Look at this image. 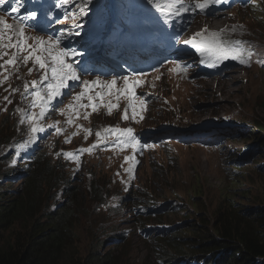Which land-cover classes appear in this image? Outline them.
Instances as JSON below:
<instances>
[{
  "label": "rangeland",
  "instance_id": "rangeland-1",
  "mask_svg": "<svg viewBox=\"0 0 264 264\" xmlns=\"http://www.w3.org/2000/svg\"><path fill=\"white\" fill-rule=\"evenodd\" d=\"M29 1L4 0L3 3H0V16L8 19L9 23L14 22L13 17L27 16L28 7H30ZM37 1L40 2V0ZM109 1L111 7L104 13H98L94 9L88 11V14H92V16H84L77 20L82 24V28L76 30L80 32L79 36L65 35L63 38L64 46L75 48L83 53V56L77 58L79 60L77 68L87 69L81 74L83 80H94L96 79L92 77L94 75L101 77L99 73H94L92 70L98 69L100 66L103 67L104 64L108 65V71H113L108 74L103 73L104 76L101 79H111L108 77L111 74L127 76L132 70L131 68L126 69L127 65L124 63V66H120L118 64L119 57L115 55L117 52L122 54L126 48L125 43L140 41L139 38L132 35L129 23L126 21V14L130 9L128 6L118 8L117 5L115 7L113 4L115 0ZM189 1L184 0V5L187 6ZM141 2L157 10L150 0H141ZM260 2L263 4L262 8L256 5L247 9L229 10L232 12L226 16L201 17L190 29H202L207 26V23L209 25L213 23L215 27L222 25L221 28L231 32L233 26L236 25L237 34L246 29L243 34L253 41L256 50L264 51V0ZM58 3L59 0L56 1L53 10L59 9L61 13L52 15L53 11H49V14L47 11L48 19L45 20L47 26L45 24L37 26L38 20L29 19L26 24H31V26L27 27L26 34L29 36L39 35L47 39L48 36H57L53 32L59 35L69 29L72 20L65 19V8L58 7ZM13 8H19V12H13ZM73 8L76 6L74 5ZM44 13L43 10H40L39 17L44 19ZM186 15L192 17L193 12L189 9V11L180 14L179 21H182V24L185 23ZM135 17H137V22L143 24H148L150 21L139 16L138 13ZM213 17L219 19L218 25L211 20ZM100 18L101 23H105V26L96 30ZM121 21H123L122 24ZM225 21L227 24L223 25ZM57 22L62 23H58L53 28V32L49 31L48 25L52 26ZM118 24H120L122 32L115 31L117 33L115 36H119V38L114 41L111 39V33L114 26ZM101 45L105 50H102ZM106 49L109 50V53H106ZM4 59H8V57ZM168 64L171 63L162 66ZM88 65L96 67L90 68ZM191 65L203 67L201 61ZM19 68L18 73H14L7 83L0 86V137L5 133V130H11L10 134H13L12 147L14 145V148L5 158L9 163L8 167L26 162L21 160L20 156L10 158L20 155L22 148L18 144L25 143L30 136L28 125L20 123L21 114L15 110L18 107L28 109V101L23 100L21 96L24 91L23 83L38 78L34 72L32 75H27L22 64L19 65ZM116 69H120L122 74ZM147 71L148 68L145 65L144 70L137 73H146ZM168 72L169 69L161 70L155 72L154 75H146L144 79L148 84H153L155 89L157 87L167 88L165 91L167 99L175 96L171 102L167 101L169 105L166 104V115L171 116L178 107H181L183 111L181 120L171 121L169 118L160 120L158 106L162 101L151 91L143 90L141 86L136 89V92L146 103L144 109H140L138 105L135 119L129 118L125 120L126 122L122 120L123 117L110 119L106 115L107 109L100 107L98 112H91L90 108L87 109L86 111L91 112L87 120L81 117L75 120L72 125H68L67 117L61 115L60 112L61 109H66V106L72 102V97L82 90L81 84L77 82L78 84L73 89L63 90L64 95L59 98L63 102H56L55 110H50L45 119L41 121L45 126V131L36 134L32 145L26 146L33 150L41 146V153L50 158L53 162L51 163L52 168L59 173L58 175L54 170L51 173V180H49L46 190L47 206L43 204L41 206L43 210H56L59 207L58 204L70 201L69 187L77 190L79 196L83 198L82 203L77 207L80 209L79 221L75 222L76 236L72 249L88 253L91 246L98 245V240H106L100 252L109 251L107 255H110L116 264H167L168 262L175 264V260L167 262L174 256L175 250H165L163 256H159L155 245L158 244L157 240L160 236L151 238L155 233L159 234L157 231L149 232L150 229H147L149 230L146 232L147 234H143V226L159 224L165 225L164 229H168L166 226L184 225L185 222L199 225L203 218L211 217L221 204L236 203L242 207L262 204L264 173H259L256 169L262 165V161L256 162L255 160L258 159L256 147L261 145V142L257 141L255 126L252 130L250 126L254 121L264 123V67L253 63L248 67L239 66L227 69L224 77L211 76L204 79H196L201 70L192 71L189 77H186L185 82L192 83L193 79H196L191 86L193 88L196 86L195 84L199 85L193 92L185 95L182 94L180 88L186 84L179 86L176 94L173 86L168 81H164L171 78ZM205 83L207 84L205 85ZM119 85L122 86L118 80ZM6 88L9 91H5ZM11 88H19L20 92L10 95ZM5 96H8L12 103H7L4 100ZM152 97L151 103L149 100ZM110 99L112 102L114 101V97ZM84 102L87 103L86 100ZM152 105H156L158 111ZM37 110L35 109V111ZM157 113L158 117L156 118ZM129 114L131 115V112ZM157 121L162 123L161 134H165L166 131L172 133L173 126L183 127L184 132H190L197 124V126H210L219 133V143L211 147L187 146L176 142L163 144V146L156 145L143 156L142 163L134 165V168L138 169L132 176L133 186L130 193L123 190V187L127 185H122L119 182L129 180L130 177L120 175L119 181H117L118 175L125 171L129 162L125 161L128 150H107L106 145L101 144L89 154L79 152L82 148L76 146L78 143H83L90 147L96 142L90 143L91 137L96 136L95 132L103 133V130L109 126L131 127L141 133L143 128L155 125ZM57 122H59L58 126L64 130L62 134H57L54 128L49 127ZM165 124L172 127L171 130L166 128ZM79 125H82L83 128L78 130ZM83 129H91L92 134L88 135ZM77 132L79 136L73 135ZM59 136L72 138L76 143L72 145L66 143ZM86 136L87 139H85ZM42 137H45V141L41 140ZM67 150L77 155L79 162L66 158L63 153H67ZM258 152L259 157L263 156L264 147L258 149ZM2 154H6V152ZM250 156L252 158L248 159ZM256 163L259 164L255 167ZM19 181L17 178V187L22 182V180ZM6 185L7 182H3L0 187L5 188ZM125 194L127 195L125 200H122L123 203L118 207V200L120 201ZM142 197L148 202L147 208L141 205ZM167 202L170 205L164 208ZM180 207L182 208L181 213L178 211ZM137 208L139 209L137 210ZM182 263L186 264V262Z\"/></svg>",
  "mask_w": 264,
  "mask_h": 264
},
{
  "label": "trees",
  "instance_id": "trees-1",
  "mask_svg": "<svg viewBox=\"0 0 264 264\" xmlns=\"http://www.w3.org/2000/svg\"><path fill=\"white\" fill-rule=\"evenodd\" d=\"M121 2L129 3V0ZM96 6L100 4L93 8ZM258 124L264 126V123ZM10 131L5 130L0 137V155L3 152L10 154L14 148ZM256 133L257 141L261 142L260 149L264 147V135ZM32 154L27 169L19 168L15 173L27 179L30 177L23 182L24 189L12 188L17 184L16 176V182H10L14 179L13 172H0V177L9 183L0 188V264H116L108 252H100L104 241L98 240V245L91 246L88 253L72 249L75 222L79 221L80 209L77 207L83 198L77 190L68 188V203L65 201L56 210H43L41 206H47L46 190L54 170L53 162L41 153L40 147ZM257 158L256 162L262 161V165L256 163L255 167L258 166L259 173H264V155L259 157L258 152ZM1 161L0 157V164ZM199 223L185 222L174 225L172 231L159 233L156 252L163 256L165 250L172 249L176 252L172 259H193L192 262L199 264H264V198L261 205L254 206L221 204L211 217L207 216Z\"/></svg>",
  "mask_w": 264,
  "mask_h": 264
},
{
  "label": "snow or ice",
  "instance_id": "snow-or-ice-1",
  "mask_svg": "<svg viewBox=\"0 0 264 264\" xmlns=\"http://www.w3.org/2000/svg\"><path fill=\"white\" fill-rule=\"evenodd\" d=\"M4 0H0L3 3ZM154 7L161 13L168 15H180L183 12L199 9L206 11L211 6L221 3L222 0H195V3L189 6L184 5V0H150ZM75 4L79 9L77 15L65 14V19L71 15L72 24L65 32H61L58 36H48L45 39L43 36H29L26 34V22L29 19H35L37 13L31 11L27 16L13 17V23H9L8 19L0 16V86L7 83L14 73H18L19 65L25 67L31 62L32 67L28 68V75L33 72L38 74L37 79L25 81L23 83L22 99L28 101L29 107L16 108V112L21 114V124H27L30 131L28 141L21 144L20 147H26L36 139V134L43 133L45 126L41 123L47 116L50 110H55L54 102L62 103L59 98L64 95V89L69 88V81H80L82 90L72 97V102L66 106V109H61L60 114L67 117L66 123L72 125L75 120L81 117L85 120L89 118L91 112H98L100 107L107 109V114L111 115L113 109L119 108L121 98L125 99L127 107L124 109L123 119L128 120L129 109L131 110V118L135 119L137 115V107L144 109L145 101L141 99L136 92L138 87L145 84L144 77L146 73H133L132 76L113 77L111 79H101L97 76L94 80H81V74L86 72V68L78 69V57L83 56V53L75 48L61 46L63 38L67 36H79L80 32L77 29L82 28V24L78 23V18L82 19L88 15L89 6L93 0H59L58 7ZM13 12H19V8H13ZM223 31L208 32L207 29L195 33L190 39L184 41L185 44L191 45L200 53L201 63H209V66L216 67L217 63H222L225 60H238L242 65L251 66L252 57L255 54L251 48L245 46L244 41H229L223 38ZM235 31V28L232 29ZM32 41V43H29ZM8 57V59H4ZM259 62H264L261 60ZM173 71H186L180 64H176ZM159 79V77H156ZM118 80L122 86H118ZM154 86V85H153ZM9 91V89H5ZM20 92L19 88H11L10 95ZM71 95V93H69ZM115 98V103L112 98ZM7 103H12L8 96L4 97ZM87 101L85 103L84 101ZM91 109V112L86 111ZM39 109V111H35ZM7 110L6 108L4 109ZM59 122L50 125L55 129L57 134H62L64 131L59 126ZM83 128L78 126V130ZM88 135L92 134L91 129H83ZM77 133H73L76 135ZM97 140L88 148H82L79 152H87L91 154L101 144L109 142V136L117 137L113 142V147L121 151L127 148L135 151L140 145V141L134 135L132 128H119L109 126L101 131H96ZM87 139V136L85 137ZM70 143L71 140H66ZM147 147V145L143 146ZM68 159H73L79 162V157L72 152L63 153ZM125 161H133L136 163L133 156H126ZM127 171L131 174L133 167H129Z\"/></svg>",
  "mask_w": 264,
  "mask_h": 264
},
{
  "label": "clouds",
  "instance_id": "clouds-1",
  "mask_svg": "<svg viewBox=\"0 0 264 264\" xmlns=\"http://www.w3.org/2000/svg\"><path fill=\"white\" fill-rule=\"evenodd\" d=\"M192 31H195V30H192ZM244 31H242V34L244 33ZM245 40L249 44L248 48H251L252 51L255 53L253 55V57H252L251 65L254 63V64H259L260 66L264 67L263 63L262 64L259 63V61L264 60V51L258 52L256 50V48L254 47L253 41H251L248 37H245ZM239 66H244V65L240 64L238 62V60H233L232 59V60H230V62L228 63V65L226 67H223V68H221V70H219L220 72H213V73H208V74L207 73H204V74L200 73V75L198 74L199 76H197L196 79L197 78L204 79V78H208V77H211V76L212 77L213 76L224 77L225 76V71L227 69L236 68V67H239ZM196 79H194V82L196 81ZM185 80H186V78L184 80H177L176 82L173 81L174 83H172V82L170 83L169 79L168 80H164V81H168L169 84L171 86H173V88L176 91L175 92L176 94H177L178 87L181 86V85L186 84V86L180 88L182 94L185 95V94H188L189 92H193L199 85L197 83V84H195L196 86L192 88L191 85H192L193 82L192 83H188V81L185 82ZM146 85L151 90V92L162 101V103L159 104V106H158V109L160 110V120H162L164 118L165 119L169 118V120H171V121H179V120L182 119L181 115H182L183 111L181 110V107H178L177 111H175L174 114H171V116H167L166 115L167 105H169V102H171L173 100V98H175L174 95L172 96V94H170L172 96V98L171 99H167V95L165 94V91H167V88L166 89H160V88L157 87L155 89V88H153L154 87L153 84H146ZM147 99H148V96H147ZM168 100H170V101L167 103ZM149 101L152 103L153 97ZM114 102H116L115 98H114ZM121 103H122V98L119 101V104H121ZM152 106H154V108L157 109L156 105H152ZM158 109H157V111H158ZM106 115L110 119H115V115H114L113 112H112L111 115H109V114H107V111H106ZM155 117L156 118L158 117V113L156 114ZM197 125L194 126L191 129L190 132H184L183 127L178 128V126H176V127L173 126L174 130H171L172 127L166 125V128L170 129L172 133H168L166 131L165 134H161L160 133V129L162 130V123L158 122V121H157V123L155 125H149V126L143 128V130L141 132L142 136H141V140H140V145L137 147V149L135 151H133V149H128V148L124 149V150H128V154H127L128 156H133L135 158L136 163H133V161H129L127 163L126 167H125V171L118 175L117 181H119L120 175H123L124 177H130L129 180L122 181V182L119 181L122 185H127V186L123 187V190L126 193H130L131 192V189H132V186H133V177L132 176L138 169V168H134V165L138 164V163H142L143 156H145L147 154V152H149L150 150L155 148L156 145L163 146V144H169L171 142H176L178 144L187 145V146L192 145V146H201V147H211V146H216L219 143V133L215 129H212L210 126H200V125L197 126ZM253 126H255L256 132H262V135H264V126H262V125H260L258 123L255 124V122H253L251 124V126H250L251 130L253 129ZM227 127H232V126H227ZM77 135L79 136V134H77ZM169 136H175V137H169ZM59 137L62 138V140L64 142H66V140L70 139L71 142L69 144H71V145L76 143V141H74L72 138H69V137H66V136H59ZM41 140L45 141V137H42ZM96 140H97L96 136L95 137H91V142L90 143H92V142H94ZM30 144L32 145V143H30ZM18 145L20 146L21 144H18ZM145 145H147V147H143ZM76 146H78L80 148H88L89 147L88 144H83V143H78V144H76ZM21 148H22V150L20 152V155H16L14 157L17 158V157L20 156L21 160H23V161H26L25 157H28L29 160H27V161H30L32 159V157H33L32 152L34 150L32 148H29V147H26V148L25 147H21ZM67 152H71V151L67 150ZM257 154H258V152H257ZM251 158H252V156H250V158H248V159H251ZM237 160H239V159H237ZM129 167H133V172L131 174L128 171H126ZM56 169H57V167H56ZM54 171L57 172V174L59 175L57 170L54 169ZM50 179H51V175H50ZM3 182H6V180L4 178L0 177V186L3 184ZM126 196L127 195L125 194L120 201L125 200ZM141 201H142L141 205L144 208H147V206H148L147 203L148 202H146V200L143 197L141 198ZM168 205H170L169 202H167L164 205V208L169 207ZM138 209L139 208H137V210ZM181 209L182 208L180 207V210H178L179 213H181ZM186 211H187V209L185 210V212ZM173 225H177V224H173ZM157 227L158 228L159 227H165V225H159V224L151 225V224H149V225L143 226L142 233L143 234H147L146 233L147 229H150L149 232L157 231V233H158L159 230L156 229ZM166 227H168V229H167L168 231L174 230V229L171 228V226H166ZM162 233H165V232H162ZM155 235H156V233H155ZM105 242H106V240L104 241V243ZM171 260H175V262L177 261V259H171ZM167 264H172V263L168 262Z\"/></svg>",
  "mask_w": 264,
  "mask_h": 264
},
{
  "label": "bare ground",
  "instance_id": "bare-ground-1",
  "mask_svg": "<svg viewBox=\"0 0 264 264\" xmlns=\"http://www.w3.org/2000/svg\"><path fill=\"white\" fill-rule=\"evenodd\" d=\"M93 2H102L101 3V6H105V3L107 2V1H105V0H98V1H96V0H93ZM130 2H132V1H130ZM120 3H121V1H120ZM120 3H118L117 5L119 6V4ZM101 8V7H100ZM103 8V7H102ZM47 8H41V10H43L45 13H44V15H43V17H44V19L47 21V14H49L50 12H46L47 10H46ZM66 9L67 8H65V11H66ZM47 13V14H46ZM100 13H103V12H100ZM120 14H122L123 15V13H120ZM39 18V17H38ZM211 19V18H210ZM212 20H213V22L215 23V24H217L218 25V23L220 22V21H218L219 19L218 18H216V17H214V18H212ZM64 21V20H63ZM190 21V20H189ZM122 22L123 21H121V24H122ZM201 22V21H200ZM58 23H62V22H57V23H55V24H53L52 26H49L48 25V30L50 31V30H52L53 28H55L56 27V25H58ZM149 23V22H148ZM227 22L225 21V23L223 24V25H225ZM206 24V23H205ZM207 25H208V23H207ZM211 25L213 26V27H215V25L213 24V23H211ZM220 25V24H219ZM198 26V25H197ZM222 26V25H221ZM221 26H219V27H221ZM115 27V26H114ZM219 27H215V28H219ZM96 30H100V29H96ZM115 30L116 31H118V32H120V30H122V28H120V26L119 25H117L116 26V28H115ZM115 30L112 32V36H115ZM196 30V29H195ZM122 32V31H121ZM121 35H124V34H121ZM152 37H154V36H152ZM118 40V39H117ZM120 41V40H119ZM169 45H171V44H169V42H168V47H169ZM174 46H176V44L174 43ZM83 47H87V46H83ZM165 47H167V45L166 44H162L161 45V49H164ZM167 47V48H168ZM104 50H105V48H104ZM108 49H106V51H107ZM139 55V54H138ZM169 55H171V57H174L175 55H176V53H174V52H169V50H167V49H164V52L162 53V55L160 56V57H154V59L155 60H161V59H164V58H166V57H168ZM143 57V56H142ZM6 58V57H5ZM153 58V57H152ZM151 59V58H150ZM125 61V60H124ZM123 61V62H124ZM123 62H118V64H120V66H124V64H125V62H124V64H123ZM111 63V62H110ZM167 63H171V62H165V63H163L162 65H165V64H167ZM107 64H104L103 66H106ZM91 67H96V66H91ZM103 67H98V69H94V70H92V72H94V73H99L100 75H101V77L100 78H102L104 75H103V72H105L104 71V69H102ZM116 71H118L119 73H121V70L120 69H116ZM155 71H158V70H155ZM37 76H38V74L36 73V72H34ZM122 74V73H121ZM92 77H95V78H97V76L96 75H94V76H92ZM109 78H113V77H117V78H119V77H122V75H118V74H111V75H109L108 76ZM14 81V80H13ZM14 83V82H13ZM207 83H205V85H206ZM142 89H144V87L142 86ZM56 103V102H55ZM127 101L125 100V99H123L122 98V103L121 104H119V108L118 109H113V113H114V115H115V118L116 117H123V114H124V109L127 107ZM100 109V108H99ZM131 112V110L129 109V113ZM129 116H130V118H131V115L129 114ZM124 122H126L124 119H122ZM115 127H119V128H129V127H122V126H115ZM131 128V127H130ZM133 130H134V135L136 136V138L140 141L141 140V133L140 132H137L136 131V129H134V128H132ZM116 139H117V137L116 136H114V135H110L109 136V142L107 143V144H105L106 145V148H107V150H111V149H117V150H120V149H118V148H114L113 147V142H115L116 141ZM5 145V144H4ZM1 146V145H0ZM128 149H131V148H128ZM10 151H12V150H10ZM10 154H1L0 155V157H1V159H3V161H1L2 162V164H0V172L1 171H4V172H6V173H8L6 170H9V171H11V172H13V176H14V179H10L11 181L10 182H12V183H15V176H16V178H18V180H22V182H20L21 184L17 187L16 185L13 187V189L14 190H18V189H20V188H22V189H24V184H23V182L24 181H28L29 180V178L27 179V177H21L20 175H15V173L17 172V170L19 169V168H26L27 169V162L26 163H21V164H16V166H14V167H8V165L7 164H9L8 163V161H6L5 160V158H7L8 156H9ZM14 156H12V157H10V158H13ZM39 157H41V156H39ZM42 160V159H41ZM32 162H35L34 160L32 161ZM40 162V161H39ZM38 162V163H39ZM37 163V162H36ZM35 168V167H34ZM22 169V170H23ZM32 172H33V170H31ZM35 171V170H34ZM37 172V171H36ZM29 173V172H28ZM43 173V172H42ZM32 175V174H31ZM7 176V175H6ZM26 176H28V175H26ZM30 176V175H29ZM8 177V176H7ZM26 179V180H25ZM11 183V184H12ZM9 184V183H8ZM7 184V185H8ZM10 184V185H11ZM49 184V183H48ZM9 186V185H8ZM1 188V187H0ZM0 191H2V190H0ZM1 193V192H0ZM8 196V195H7ZM124 196V195H123ZM8 197H10V196H8ZM123 198V197H122ZM121 198V199H122ZM120 199V200H121ZM53 200V199H52ZM60 201H64V200H60ZM58 203V202H57ZM68 203V202H67ZM72 203V202H71ZM123 203V201H119L118 200V203H117V206L119 207V205L120 204H122ZM59 206L61 205V204H58ZM73 206V205H72ZM129 212V211H128ZM175 226H173V227H171L172 229L174 228ZM163 230H167V229H163ZM147 231H149V230H146V232ZM123 233V232H122ZM159 234V233H158ZM125 235V234H124ZM155 236H160V235H154V236H152L151 238H155ZM159 242V241H158ZM109 252V251H108ZM159 254V253H158Z\"/></svg>",
  "mask_w": 264,
  "mask_h": 264
},
{
  "label": "water",
  "instance_id": "water-1",
  "mask_svg": "<svg viewBox=\"0 0 264 264\" xmlns=\"http://www.w3.org/2000/svg\"><path fill=\"white\" fill-rule=\"evenodd\" d=\"M244 66H246V65H244ZM248 67V66H247ZM194 82V81H193ZM256 150H257V152H258V147H256ZM25 159H26V162H28L27 160H29V158L28 157H25ZM24 159V160H25ZM161 232V231H160Z\"/></svg>",
  "mask_w": 264,
  "mask_h": 264
}]
</instances>
